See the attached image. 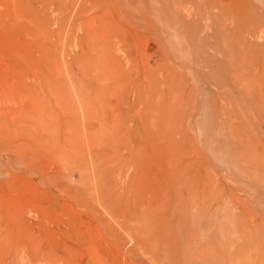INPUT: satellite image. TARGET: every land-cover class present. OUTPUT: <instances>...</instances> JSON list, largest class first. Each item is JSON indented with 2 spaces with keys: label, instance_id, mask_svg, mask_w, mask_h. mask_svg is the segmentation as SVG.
Listing matches in <instances>:
<instances>
[{
  "label": "rangeland",
  "instance_id": "rangeland-1",
  "mask_svg": "<svg viewBox=\"0 0 264 264\" xmlns=\"http://www.w3.org/2000/svg\"><path fill=\"white\" fill-rule=\"evenodd\" d=\"M253 1L0 0V264H264Z\"/></svg>",
  "mask_w": 264,
  "mask_h": 264
},
{
  "label": "bare ground",
  "instance_id": "bare-ground-1",
  "mask_svg": "<svg viewBox=\"0 0 264 264\" xmlns=\"http://www.w3.org/2000/svg\"><path fill=\"white\" fill-rule=\"evenodd\" d=\"M251 2V1H250ZM249 2V3H250ZM243 3V2H242ZM257 2H256V0H254L253 1V4H256ZM251 4H252V2H251ZM250 5V4H249ZM255 6V5H254ZM258 7V6H257ZM242 14H244V13H242ZM264 17V16H263ZM250 19V18H249ZM251 19H254V18H251ZM254 21V20H253ZM252 21V22H253ZM262 21V20H261ZM260 21V22H261ZM258 22V21H257ZM264 22V21H263ZM258 24V23H257ZM260 24V23H259ZM253 25H255V23L253 24ZM264 25V24H263ZM260 26V25H259ZM262 26V25H261ZM260 26V27H261ZM254 27V26H253ZM237 36V35H236ZM250 37V36H249ZM251 38V37H250ZM253 38V37H252ZM246 40V39H245ZM241 41V40H240ZM255 41V40H254ZM239 42V41H238ZM242 42V41H241ZM245 42V41H244ZM243 43V42H242ZM241 43V44H242ZM253 46H256V47H258V46H261L262 44H260V43H258L257 41H255V42H253V44H252ZM264 45V44H263ZM242 49V48H241ZM262 50V49H261ZM262 51H264V50H262ZM260 51H258V53H259ZM257 53V52H256ZM233 58V57H232ZM233 73V72H232ZM224 96V95H223ZM225 97V96H224ZM238 97H236V99H237ZM238 100H240L239 98H238ZM243 100V99H242ZM259 100V99H258ZM257 102V99L256 100H254V102L253 103H256ZM242 103V105H244V106H248V105H250V104H248L247 102H245L244 100L241 102ZM264 181V180H263ZM255 264V263H254ZM257 264V263H256Z\"/></svg>",
  "mask_w": 264,
  "mask_h": 264
}]
</instances>
